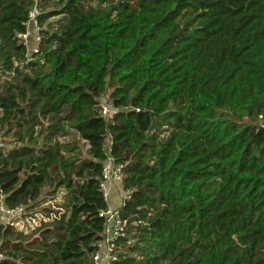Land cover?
<instances>
[{"label": "trees", "instance_id": "16d2710c", "mask_svg": "<svg viewBox=\"0 0 264 264\" xmlns=\"http://www.w3.org/2000/svg\"><path fill=\"white\" fill-rule=\"evenodd\" d=\"M55 1L0 0V206L46 218L0 223V264H93L109 158L111 264H264V0Z\"/></svg>", "mask_w": 264, "mask_h": 264}, {"label": "built area", "instance_id": "2783aa9c", "mask_svg": "<svg viewBox=\"0 0 264 264\" xmlns=\"http://www.w3.org/2000/svg\"><path fill=\"white\" fill-rule=\"evenodd\" d=\"M41 14L38 7H34L29 13V21L27 23L28 31L26 34L21 35L27 47H29L28 39L31 36V30L33 29L37 35L34 40V47L31 53H28L29 61L33 59L35 54L39 53L40 44V25L38 22V16ZM31 29V30H30ZM29 52V51H28ZM115 109L110 101L102 103L101 102V112L106 118L112 117L115 113ZM6 143L4 139L0 136V148H5ZM123 176L121 172V167L113 163L112 158H109L105 163L103 180L101 183L102 190L104 192V197L109 204V200L113 195L114 189H119L122 192L120 197V204L116 208H111L105 212L101 213L106 220L104 232L102 234V241L99 243L98 250L93 255V264H111L115 259V250L117 241L126 235L127 222L123 220L119 215V208L125 204V200L129 197V194L123 190ZM20 215L22 217L18 218L17 222L7 221L10 217ZM41 220H46L44 215L39 213L30 215L24 207H19L16 209H8L5 205L0 206V223L11 224L22 230L29 231L38 226ZM3 256L0 254V262Z\"/></svg>", "mask_w": 264, "mask_h": 264}, {"label": "rangeland", "instance_id": "374dc122", "mask_svg": "<svg viewBox=\"0 0 264 264\" xmlns=\"http://www.w3.org/2000/svg\"><path fill=\"white\" fill-rule=\"evenodd\" d=\"M58 0H56L55 2H57ZM55 2H53V3H51L50 2V7H49V9H51V8H55ZM43 3H47V1H43ZM55 20H58L57 18H55ZM52 21H54V20H52ZM52 21H50V22H52ZM31 30V29H30ZM31 36L29 37V39H28V44H29V47H28V51H29V53H31V50H32V48L34 47V40H35V38H36V35H37V33L32 29L31 30V34H30ZM109 101V95L107 94V95H105V96H103V98H102V100H101V102L102 103H105V102H108ZM70 132H71V134H73V131H71L70 130ZM2 138H4V140H5V142L9 145V146H14L15 145V143L13 142V138L10 136V137H3L2 135H0ZM120 192V191H119ZM48 196V190H46L44 193H43V195H42V197L39 199L40 200V204H44V206H50L51 207V211L50 212H52V211H58V209L55 207V206H53L54 204H55V201L53 200V201H48L49 200V197H47ZM119 200H118V198L116 197V196H114L113 197V195L111 196V198H110V200H109V205L111 206V207H118L119 206ZM52 205V206H51ZM19 217H22V216H20V215H16V216H14V217H10V218H8L7 220H6V222L7 221H14V222H17L18 221V218Z\"/></svg>", "mask_w": 264, "mask_h": 264}, {"label": "crops", "instance_id": "0c3cea01", "mask_svg": "<svg viewBox=\"0 0 264 264\" xmlns=\"http://www.w3.org/2000/svg\"><path fill=\"white\" fill-rule=\"evenodd\" d=\"M121 195H122V192L121 191L119 192V189H117V190L114 189V191H113V197L116 196L118 198V200H119V203H120V197H121ZM111 208H116V207H111Z\"/></svg>", "mask_w": 264, "mask_h": 264}]
</instances>
